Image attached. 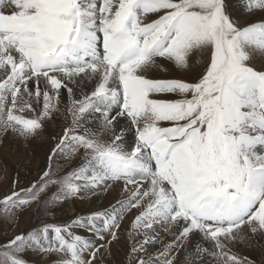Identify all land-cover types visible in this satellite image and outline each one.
Here are the masks:
<instances>
[{
	"label": "snow or ice",
	"instance_id": "obj_1",
	"mask_svg": "<svg viewBox=\"0 0 264 264\" xmlns=\"http://www.w3.org/2000/svg\"><path fill=\"white\" fill-rule=\"evenodd\" d=\"M5 141L0 264H264V0H0Z\"/></svg>",
	"mask_w": 264,
	"mask_h": 264
},
{
	"label": "rangeland",
	"instance_id": "obj_2",
	"mask_svg": "<svg viewBox=\"0 0 264 264\" xmlns=\"http://www.w3.org/2000/svg\"><path fill=\"white\" fill-rule=\"evenodd\" d=\"M196 60H199V57H196ZM49 128L50 126L47 128L45 132V138L49 137L52 134ZM6 142L7 141H5L4 145L0 147V170H2L3 173V176L0 177V192L7 190V186L12 179L18 178L22 186L27 185L29 182H31L33 178L36 176L37 172H35V176L33 178H30V180L27 182V180L29 179L28 175L32 173V167H35L42 157V152L39 150L37 146L36 148L34 145L40 143L43 144L44 148L45 147L47 148V145H45L40 141H33L27 147H22L18 142H10L8 149L5 152L6 156H4L2 155L3 152L2 148L5 149L7 144ZM41 167H43V165ZM20 172L22 173L21 176L22 179L19 177ZM85 201H90V200H85ZM81 213H86V212L79 210L76 214H81ZM56 215L57 217H60L62 215L60 218H66L67 216H69L66 214H60V215L56 214ZM35 220H36V216L35 214H33L31 209L19 214L18 224L15 221L8 220V221H3V225H2V222L0 220V237H3L5 235L10 236L13 234L14 231L26 229L30 227L31 224L35 223ZM50 259L51 258L42 261V264H49ZM119 259L120 257H117V260Z\"/></svg>",
	"mask_w": 264,
	"mask_h": 264
},
{
	"label": "bare ground",
	"instance_id": "obj_3",
	"mask_svg": "<svg viewBox=\"0 0 264 264\" xmlns=\"http://www.w3.org/2000/svg\"><path fill=\"white\" fill-rule=\"evenodd\" d=\"M49 130H50L51 133H53L56 130L55 125H51L50 128H49ZM10 142L11 141H7L6 142L7 144L5 143L6 144V147H5V149L2 148V150H3L2 155L6 156L5 155V152L8 149V146H9ZM34 146L35 147L37 146L39 148V150L42 152V157H41V160L37 163V165L35 167H32V173L28 175V178L29 179L27 180V182L30 180V178H33L35 176V172H37L38 165L41 167L44 164L45 154H46V151H47V148L46 147L44 148L43 147V144H40V143L38 144L37 143ZM18 147H19V144H18ZM21 176H22V173L20 172V176L19 177L22 179ZM101 203H107V199L96 200L95 198H93L90 201H83V202H78L77 201L75 203L68 202L67 204L64 205L63 211H58L56 214H58V215H60V214H66V215H69L70 216V215H73L74 213L76 214L79 210H82L83 212H88L89 210H92V209H95V208L100 207ZM3 221L4 220H1L2 225H3Z\"/></svg>",
	"mask_w": 264,
	"mask_h": 264
}]
</instances>
